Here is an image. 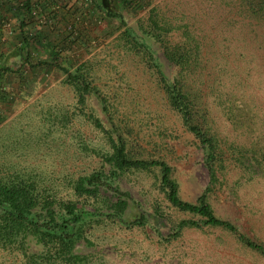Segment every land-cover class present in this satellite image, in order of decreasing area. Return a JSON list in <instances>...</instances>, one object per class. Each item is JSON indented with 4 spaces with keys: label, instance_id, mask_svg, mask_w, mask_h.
I'll list each match as a JSON object with an SVG mask.
<instances>
[{
    "label": "rangeland",
    "instance_id": "1",
    "mask_svg": "<svg viewBox=\"0 0 264 264\" xmlns=\"http://www.w3.org/2000/svg\"><path fill=\"white\" fill-rule=\"evenodd\" d=\"M39 2H51L60 19L47 24L50 14ZM33 4L36 23L24 30L36 33L42 27L59 45L68 43L63 52L71 70H79L99 95L90 90L80 98L62 70L23 63L14 47L19 24H0V61L20 70L0 80L8 92L0 98V174L14 170L65 194L78 175L108 171L101 153L111 151V139L122 134L128 155L170 166L181 198L194 202L209 186L206 200L215 215L236 229L205 224L199 214L173 205L159 166L130 167L116 179L129 193L124 221L106 216V203L89 198L85 207L96 214L86 216L84 232L91 242L80 239L77 252L90 254L92 264H264V254L239 237L264 246V19L246 17L234 0H140L131 9L120 8L129 26L126 35L119 17L102 15L88 0ZM152 17L170 27L163 41L143 32L141 24ZM188 37L203 44L200 66L191 73L219 72L223 83L234 86L230 106L215 104L214 93L208 97L205 128L222 150L213 180L204 165V145L167 97L166 85L180 71L165 56L164 44ZM33 42L39 48L34 59H48ZM248 157L257 164L242 162ZM100 193L116 199L111 191ZM142 212L152 217L142 225L126 223ZM182 219L198 224L175 233Z\"/></svg>",
    "mask_w": 264,
    "mask_h": 264
},
{
    "label": "trees",
    "instance_id": "2",
    "mask_svg": "<svg viewBox=\"0 0 264 264\" xmlns=\"http://www.w3.org/2000/svg\"><path fill=\"white\" fill-rule=\"evenodd\" d=\"M38 1L41 0H16L17 3L13 8L23 16L21 15L19 19L20 33L15 51L21 53L23 63L28 64L30 68L45 63L62 70L66 75V80L80 91V98L85 92L96 90L79 74V70H71L70 60L63 52L64 45L67 47L68 43L62 42L59 45L41 30L42 27L36 33L24 30L26 24H31L30 21L36 23L32 17V10L33 3ZM88 1L91 8L93 7L102 15L119 17L125 26L124 33L129 34V26L126 25L120 8L131 9L139 5L140 0ZM10 2L12 3V1ZM234 2L239 5L246 17L264 19V0H234ZM39 3L50 14L45 20L47 24H51L52 21L54 23L56 18L60 19L51 2H48L47 5ZM35 6L38 5L35 3ZM88 11L89 9L86 8L80 10V13L84 15ZM2 23L5 22L0 18V24ZM141 26L143 32L161 41L164 39L163 34L170 29L166 24H158V21L153 17L149 24L142 23ZM262 29L264 30V27ZM259 34L256 32L255 37ZM33 41L38 42L40 48L47 52L48 59H42L39 55L34 59L33 53L39 48L33 45ZM202 47L201 40L197 38L192 41L191 37L170 45L164 44L165 56L180 71V77H175L170 85H166V89L169 103L178 110L187 128L204 145V165L210 173V180H213L215 179V170L219 165L221 148L217 146L214 136L209 134L205 128L208 97L214 93L215 104H220L221 107L230 106L232 104L230 93L234 86L231 83H223L222 77L218 76L219 72L204 77L200 71L198 74L191 73L194 67L200 66L198 53ZM19 71V69H14L0 61V80L9 73ZM215 81L214 88L213 82ZM96 92L99 95L97 90ZM7 96L8 92L4 88H0V98L5 99ZM101 101L103 102V98ZM103 109H107L105 104H103ZM90 117L95 123H99V118L92 114ZM111 141L112 150L101 153L102 161L109 164L108 171L94 169L91 172L78 175L69 182L68 192L65 193H69L68 195L63 192L59 193V190L50 187L46 182L39 181V179L24 178L16 172L14 173V170L4 169L9 173L0 174V264H92L90 254L75 250V245L80 239L88 241V243L91 242L84 232V221L86 216L96 214V209H87L85 203L89 198H95V200L99 198L109 208L107 212H104L106 216L124 221L122 213L127 206L129 193L120 188L116 179L124 169L130 167L159 166L161 181L167 187V197L173 205L199 214L201 221L205 224L218 225L229 230L236 229L233 222L215 215L210 203L206 200L209 186L198 196L196 201L185 200L179 196L177 182L170 177V166L164 160L128 155L126 139L122 134H117L116 138ZM251 161L248 157L246 161L242 162H247L249 166L257 164V160ZM100 189L111 191L112 196L116 199L111 200V198L103 196ZM149 217H152V214L142 212L126 223L142 225ZM186 224L196 225L198 223L196 220L182 219L177 223L175 233ZM239 237L246 244L264 254L263 244L245 237L244 234H239ZM30 240H33V246Z\"/></svg>",
    "mask_w": 264,
    "mask_h": 264
},
{
    "label": "crops",
    "instance_id": "3",
    "mask_svg": "<svg viewBox=\"0 0 264 264\" xmlns=\"http://www.w3.org/2000/svg\"><path fill=\"white\" fill-rule=\"evenodd\" d=\"M10 1H12V3ZM16 3V0H0V18L1 20H3V22H5L2 24H20L19 19L21 18L22 13L20 14L17 10L13 8ZM16 44H18V39H15L14 47H16Z\"/></svg>",
    "mask_w": 264,
    "mask_h": 264
}]
</instances>
